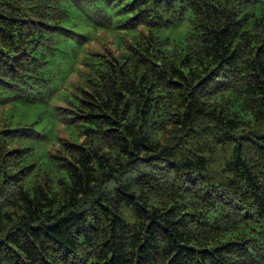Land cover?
I'll list each match as a JSON object with an SVG mask.
<instances>
[{"label": "trees", "instance_id": "obj_1", "mask_svg": "<svg viewBox=\"0 0 264 264\" xmlns=\"http://www.w3.org/2000/svg\"><path fill=\"white\" fill-rule=\"evenodd\" d=\"M0 264H264V0H0Z\"/></svg>", "mask_w": 264, "mask_h": 264}, {"label": "rangeland", "instance_id": "obj_2", "mask_svg": "<svg viewBox=\"0 0 264 264\" xmlns=\"http://www.w3.org/2000/svg\"><path fill=\"white\" fill-rule=\"evenodd\" d=\"M114 36L111 33L105 32L103 30H98L93 35V38L90 43L86 44L88 51H106V52H115L114 50ZM73 80L76 79L75 75H71ZM62 134V132H61Z\"/></svg>", "mask_w": 264, "mask_h": 264}]
</instances>
